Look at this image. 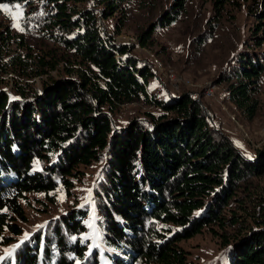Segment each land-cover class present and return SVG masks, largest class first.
<instances>
[{"label":"trees","instance_id":"obj_1","mask_svg":"<svg viewBox=\"0 0 264 264\" xmlns=\"http://www.w3.org/2000/svg\"><path fill=\"white\" fill-rule=\"evenodd\" d=\"M130 1L0 0L22 7L24 33L44 42L35 48L9 26L0 30V264H189L180 242L203 232L219 246L205 264H264V145L243 152L192 91L160 99L148 90V64L115 58L128 46L102 31L100 17ZM186 1L173 0L139 44L176 22ZM202 1L214 11L210 28L224 6L244 5L253 20L214 84L224 85L230 104L254 110L264 77V0ZM130 102L157 111L120 122ZM94 162L90 201L24 236L27 193L53 201L50 192L69 193L81 166Z\"/></svg>","mask_w":264,"mask_h":264},{"label":"rangeland","instance_id":"obj_2","mask_svg":"<svg viewBox=\"0 0 264 264\" xmlns=\"http://www.w3.org/2000/svg\"><path fill=\"white\" fill-rule=\"evenodd\" d=\"M172 2L173 0H132L124 5V11H119L107 19L101 16L100 27L102 31L110 33L116 43L128 46L127 53L120 54L116 51L118 57L132 55L138 62L146 63L152 68L154 76L148 80L151 94L161 99L168 93L192 91L197 100L211 111L219 129L243 152L252 154L254 148L264 145V77L254 97V110L239 109L230 104L225 100L224 85L214 84L219 72L232 61L234 54L248 40L252 18L247 14L244 5L234 8L224 6L219 24L210 28L209 22L214 21L215 16L211 2L187 0L178 20L166 27L157 26L148 45L141 46L138 41L139 34L160 13L168 10ZM5 6L7 11L0 8V30H4L7 25L11 32L22 34L35 48L43 45L44 42L38 36L24 33L23 8L19 5ZM29 10V7H25L24 14ZM121 19L124 20L123 25L120 32L115 34L114 25ZM168 70L189 83L180 81L174 86L170 82ZM35 80L38 81L39 78ZM210 86H214L215 98L205 96L206 89ZM142 110L157 111L151 105L130 102L121 107L117 120L126 121ZM98 169L97 162L81 166V177L79 180L74 179L69 193L62 188L49 193L53 201L43 192L27 193L22 200L26 213V221L20 222L23 235H29L44 227L47 221L72 207L88 203ZM93 222V215H89L86 223L91 226L90 232L95 231ZM88 237H91V241L94 240V237ZM180 245L189 252V264H205L213 260L219 251L216 238L209 232L183 240Z\"/></svg>","mask_w":264,"mask_h":264},{"label":"built area","instance_id":"obj_3","mask_svg":"<svg viewBox=\"0 0 264 264\" xmlns=\"http://www.w3.org/2000/svg\"><path fill=\"white\" fill-rule=\"evenodd\" d=\"M115 58H118V55L115 52ZM170 74H168V76H170V82L174 85L177 86L178 83L180 81L184 82V83H189L187 80H185L184 78H179L178 76H176L175 73H173V71L168 70ZM214 86H210L206 89L205 92V96L211 97V98H215V94H214V90H213ZM219 102V101H218Z\"/></svg>","mask_w":264,"mask_h":264},{"label":"snow or ice","instance_id":"obj_4","mask_svg":"<svg viewBox=\"0 0 264 264\" xmlns=\"http://www.w3.org/2000/svg\"><path fill=\"white\" fill-rule=\"evenodd\" d=\"M18 7V6H17ZM0 8H4L5 9V11H7V8H6V6L5 5H2V4H0Z\"/></svg>","mask_w":264,"mask_h":264}]
</instances>
